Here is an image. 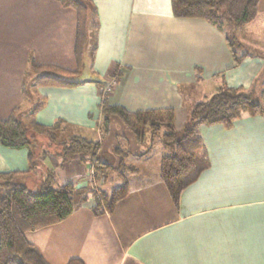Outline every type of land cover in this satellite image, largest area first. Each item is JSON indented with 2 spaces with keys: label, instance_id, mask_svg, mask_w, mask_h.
<instances>
[{
  "label": "crops",
  "instance_id": "1",
  "mask_svg": "<svg viewBox=\"0 0 264 264\" xmlns=\"http://www.w3.org/2000/svg\"><path fill=\"white\" fill-rule=\"evenodd\" d=\"M84 1L96 8L98 20L88 31L80 72L87 54L91 77L74 87H35L45 102L29 117L35 103L23 98L22 85L31 63L76 69V14L56 0H0V120L19 107L27 123L48 127L61 120L99 141L100 160L114 169L106 180L125 182L126 194L111 211L102 205L95 213L90 165L80 155L64 164L52 153L37 155L36 170L19 182L39 191L51 171L54 188L70 184L81 196L69 217L26 231V240L47 264H264V115L244 114L229 128H198L208 166L175 205L159 179L162 143L151 145L149 133L137 140L115 117L109 132L100 133L96 84L117 78L109 105L128 112L171 109L174 124L186 122L197 99L223 85L264 90V46L251 52L243 41L253 30V47L264 45V0L258 20L237 31L253 53L237 66L222 32L199 18L175 17L170 0ZM155 147L161 151L153 157ZM28 169L26 148L0 144V173ZM2 195L0 188V201Z\"/></svg>",
  "mask_w": 264,
  "mask_h": 264
},
{
  "label": "trees",
  "instance_id": "2",
  "mask_svg": "<svg viewBox=\"0 0 264 264\" xmlns=\"http://www.w3.org/2000/svg\"><path fill=\"white\" fill-rule=\"evenodd\" d=\"M62 7L74 10L76 14L74 57L76 69L71 71L56 65H38L31 63L22 85V96L35 99V105L29 114H33L44 105L35 87L55 86L74 87L82 82L76 80L83 68V54L88 41V31L97 28V10L84 0H56ZM172 14L180 18H199L207 21L225 36L232 53L234 66L253 53H237L236 48L245 46L239 42L236 32L248 24L255 23L260 13L259 0H170ZM235 32L233 35L231 32ZM117 76V75H116ZM28 77L30 79L28 80ZM264 85V77L262 80ZM99 85L100 112L102 119L100 131L109 132L111 118H117L127 131L137 140L151 132V145L155 137L160 140L165 153L159 162V179L165 185L175 205L181 192L188 187L208 166L206 150L198 128L202 125L219 124L229 128L242 115H264V90L256 96V89L244 91L241 88L219 87L205 100L197 102L188 111L187 121L181 130L174 126V111L162 109L156 111L128 112L122 107L109 105L108 95L103 96L104 84ZM160 132V135L158 133ZM41 138L48 140V147L37 153ZM0 144L11 149L28 150L29 169L26 172L0 173V188L3 190L0 201V264H47L38 250L25 238L24 233L69 217L77 208L81 196L80 190L70 184L60 188L52 186L54 174L49 171L38 192L30 191L16 178L37 168V155L52 153L61 163H67L80 155L84 163L94 169L96 178L105 180L112 174V167L103 163L99 156L100 142L79 132L70 125L58 120L51 126H43L32 119L23 120L19 107L12 110L6 120H0ZM35 146H37L35 148ZM114 170V169H113ZM91 192L96 199L95 213H102V205L111 211L115 204L126 194V183L109 192ZM101 193V194H100ZM67 264H83L79 259H71Z\"/></svg>",
  "mask_w": 264,
  "mask_h": 264
},
{
  "label": "rangeland",
  "instance_id": "3",
  "mask_svg": "<svg viewBox=\"0 0 264 264\" xmlns=\"http://www.w3.org/2000/svg\"><path fill=\"white\" fill-rule=\"evenodd\" d=\"M252 31V34L251 33H246L245 34V36H243V41L244 42H246V43H248L249 44V46H248V44H244L245 46H246V48H248L251 52H258V53H261V50H260V48H261V46H264L263 45V43H258V45H257V47L258 48H254L253 46H254V34H253V30H251ZM241 32H243L242 30H241ZM232 33V35L235 33L234 31L233 32H231ZM238 34H239V32L237 33L236 32V36H237V38H238ZM242 34V33H241ZM237 49V53L238 54H241V53H243L244 51H246L245 49H243V48H236ZM89 60H90V57L86 54L85 55V57H84V64H85V67H84V69H83V71H82V74L80 75V77H78L76 80H80V81H83V80H85V79H87L88 77H91V71H90V69H89V67H90V62H89ZM115 87V86H114ZM260 87L261 86H258L257 87V89L255 90L256 91V96L257 97H259L260 96V92L262 91L261 89H260ZM204 89H206V86H204L203 87ZM210 92L208 91V92H206V97L205 98H207V97H209L210 96ZM202 98V97H201ZM201 98H199V99H197V100H199V101H203L204 99H201ZM33 102L35 103V99L33 100ZM35 105V104H34ZM31 116V114H29V117ZM25 122H27L26 121V119H23ZM185 125V122L184 121H180V119H178V121L174 124V126H175V129L176 130H181L182 128H183V126ZM100 133L101 134H103L101 131H100ZM149 134L151 133L150 131L148 132ZM151 135V134H150ZM158 135H160V132L158 133ZM153 137H155V139H154V143L153 144H155V145H158V143L160 142V140H158L157 139V137L154 135ZM45 138H41V140H40V142L38 143V148H39V153L40 152H42L43 151V149L44 148H48L50 151H53V149H55L56 147H54V146H52V147H48L49 145L51 146L52 144H49V141L48 140H44ZM161 143V142H160ZM37 146H35V148L37 147ZM162 149H163V146H162ZM160 149H159V147H155V150H154V152H153V157H156L157 155H159V153H160ZM165 153V152H164ZM35 179V178H34ZM39 179V176H38V174H37V180ZM109 181H107V180H104V182L103 183H101L100 185H102V184H106V187H105V189H107V190H111L113 187H115V186H117V185H120V184H122V182L121 181H113L112 183L111 182H109ZM98 187H100V186H98ZM38 191V189H33V191L32 192H37ZM109 191H107V192H109ZM98 193H99V191H98ZM101 194V193H100Z\"/></svg>",
  "mask_w": 264,
  "mask_h": 264
},
{
  "label": "built area",
  "instance_id": "4",
  "mask_svg": "<svg viewBox=\"0 0 264 264\" xmlns=\"http://www.w3.org/2000/svg\"><path fill=\"white\" fill-rule=\"evenodd\" d=\"M117 83V78H112L109 82H107L105 84V86L103 87V90H102V95L105 96V95H109L114 86L116 85ZM89 178H90V182H91V189L94 190V191H97L99 190V185L101 183L104 182L105 178L103 176L99 177V178H96V175H95V172H94V169L93 167L90 165V174H89Z\"/></svg>",
  "mask_w": 264,
  "mask_h": 264
}]
</instances>
